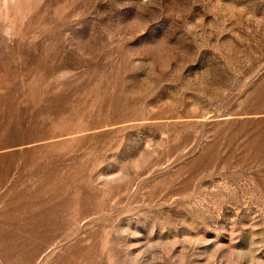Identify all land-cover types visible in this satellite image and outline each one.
<instances>
[{"label":"rangeland","instance_id":"obj_1","mask_svg":"<svg viewBox=\"0 0 264 264\" xmlns=\"http://www.w3.org/2000/svg\"><path fill=\"white\" fill-rule=\"evenodd\" d=\"M0 264H264V0H0Z\"/></svg>","mask_w":264,"mask_h":264}]
</instances>
